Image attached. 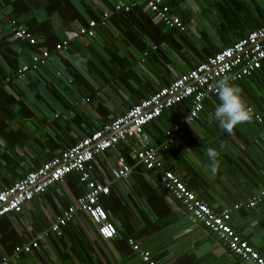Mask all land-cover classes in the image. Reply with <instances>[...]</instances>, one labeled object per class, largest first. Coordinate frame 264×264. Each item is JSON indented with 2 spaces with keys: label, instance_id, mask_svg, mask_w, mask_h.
Segmentation results:
<instances>
[{
  "label": "crops",
  "instance_id": "1",
  "mask_svg": "<svg viewBox=\"0 0 264 264\" xmlns=\"http://www.w3.org/2000/svg\"><path fill=\"white\" fill-rule=\"evenodd\" d=\"M133 3L137 5L131 11L115 12L116 6ZM163 3L181 19L183 32L155 20L140 0L1 1L0 192L264 26V0ZM105 14L111 17L105 27L98 26L94 38H73ZM13 23L27 29L36 44L17 39ZM66 40L69 50L59 53L56 46ZM46 51L51 53L47 65L16 79L21 66ZM234 85L242 89L245 104L264 119V66ZM184 104L146 127L149 146L167 145L159 153L163 168L215 211L242 205L231 225L264 257V211L246 207L264 190L263 125L253 115L231 135L222 131L218 121H208L219 104L217 97L205 102L192 125L174 132L192 105ZM169 132L174 134L172 143ZM137 144L122 143L94 162V179L110 187L100 204L118 230L114 239H103L93 221L80 213L61 237H44L32 253L12 258L16 247L33 243L85 194L80 178L70 175L27 203L21 214L0 220V262L11 258V264H145L128 243L133 239L156 264H243L226 244L177 210V203L157 188L153 172L138 167L131 179L113 180L118 158L124 157L129 166L137 164ZM208 148L219 153L215 173Z\"/></svg>",
  "mask_w": 264,
  "mask_h": 264
},
{
  "label": "built area",
  "instance_id": "2",
  "mask_svg": "<svg viewBox=\"0 0 264 264\" xmlns=\"http://www.w3.org/2000/svg\"><path fill=\"white\" fill-rule=\"evenodd\" d=\"M3 0H0V3ZM140 3L153 14L155 20L169 29L184 31L181 19L174 15L163 0H140ZM137 4L118 5L115 12L131 11ZM110 14H105L99 21H91L88 27L74 33L76 41L94 38L98 26L105 27ZM14 36L35 45L36 40L23 27L13 23ZM70 41H62L56 46L59 53L69 50ZM145 57L148 53H145ZM51 53L46 51L34 55L32 62L21 66L15 74L17 80H23L31 71L47 65ZM264 66V26L251 32L247 38L237 41L233 46L199 64L196 68L180 75L170 86L164 87L140 104L134 105L125 115L94 131L80 143L60 156L52 159L41 168L29 173L26 177L0 192V220L4 217L21 214L27 203L35 197L46 193L51 187L63 182L65 178L77 173L85 185L86 192L76 199L75 204L64 210L54 223L30 244L16 247L13 259H19L23 253L29 254L39 247V242L50 235L61 237L64 229L73 223L80 213L86 214L97 226L98 232L105 240H112L117 235L116 226L108 219L107 213L100 204V197L110 193L109 185H104L93 177L95 159L120 144L136 141L137 164L129 166L124 157L116 161L111 176L115 181L129 180L135 169L142 167L153 172L157 177V188L174 205L177 210L184 211L187 218L195 225H200L218 241L227 245L229 251L237 256L243 264H264V257L246 240L242 239L231 225L232 215L243 206L238 204L221 212L215 211L206 202L200 200L195 191L190 190L172 171L163 168L159 153L167 145L150 147L145 133L148 125L159 119L170 110H176L181 104L191 101L192 105L185 117L175 125L178 132L185 125H192L204 110L205 102L218 97L216 84L224 77L230 84L243 81L262 70ZM252 109V108H251ZM257 122L263 125L264 119L252 109ZM173 132L168 133V143L173 142ZM250 209L261 208L264 211V190L253 196L246 203ZM129 245L138 252L145 264H156L149 252L143 250L133 239ZM0 264H11V258H4Z\"/></svg>",
  "mask_w": 264,
  "mask_h": 264
},
{
  "label": "clouds",
  "instance_id": "3",
  "mask_svg": "<svg viewBox=\"0 0 264 264\" xmlns=\"http://www.w3.org/2000/svg\"><path fill=\"white\" fill-rule=\"evenodd\" d=\"M216 91L219 104L215 107L214 113L208 114L209 123L213 120L218 121V127L231 135L238 125L252 121V109L245 104L239 86L230 84L229 78L224 77L217 82ZM206 155L211 160L210 169L215 173L218 168L219 153L214 148H208Z\"/></svg>",
  "mask_w": 264,
  "mask_h": 264
},
{
  "label": "trees",
  "instance_id": "4",
  "mask_svg": "<svg viewBox=\"0 0 264 264\" xmlns=\"http://www.w3.org/2000/svg\"><path fill=\"white\" fill-rule=\"evenodd\" d=\"M246 78H247V77H246ZM0 86H1V84H0ZM0 88H1V87H0ZM183 104H184V103H183ZM183 104H181V105H183ZM181 105H180V107H183V106H181ZM184 105H185V104H184ZM185 106H186V105H185ZM185 106H184V107H185ZM180 107H179V108H180ZM179 108H178V109H179ZM188 109H190V107H189ZM186 111H187V110H186ZM160 118H161V117H160ZM70 175H77V176L80 178V175L77 174V173H72V174H70ZM70 175H68V176H70ZM68 176H67V177H68Z\"/></svg>",
  "mask_w": 264,
  "mask_h": 264
}]
</instances>
